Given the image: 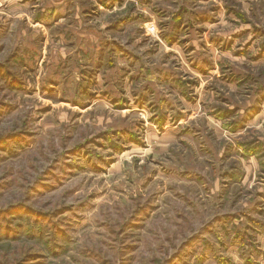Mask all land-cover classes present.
Returning a JSON list of instances; mask_svg holds the SVG:
<instances>
[{
    "label": "rangeland",
    "instance_id": "374dc122",
    "mask_svg": "<svg viewBox=\"0 0 264 264\" xmlns=\"http://www.w3.org/2000/svg\"><path fill=\"white\" fill-rule=\"evenodd\" d=\"M0 264H264V0H0Z\"/></svg>",
    "mask_w": 264,
    "mask_h": 264
},
{
    "label": "trees",
    "instance_id": "16d2710c",
    "mask_svg": "<svg viewBox=\"0 0 264 264\" xmlns=\"http://www.w3.org/2000/svg\"><path fill=\"white\" fill-rule=\"evenodd\" d=\"M28 257H33V256H28Z\"/></svg>",
    "mask_w": 264,
    "mask_h": 264
}]
</instances>
